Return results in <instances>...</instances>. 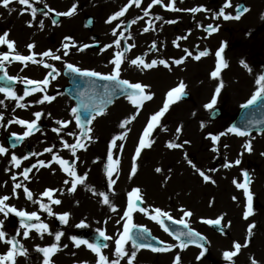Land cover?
Returning <instances> with one entry per match:
<instances>
[{"label":"rangeland","instance_id":"374dc122","mask_svg":"<svg viewBox=\"0 0 264 264\" xmlns=\"http://www.w3.org/2000/svg\"><path fill=\"white\" fill-rule=\"evenodd\" d=\"M241 1L246 2L247 4L246 8L250 9V11L244 13L241 19L238 21L236 20L224 21L222 18L220 20H216L213 18L214 14H216L219 11V9L224 5L225 0H183V3H180L179 0H177L176 6L181 9H190L193 7H203L208 9L207 12H199V13H191L188 11L171 12V11H165L159 5L154 6L151 10L150 16L146 17L145 20L151 19L153 16H162L165 19H176L179 21L178 23L169 25V24H164L163 21L153 20V25L156 28L155 42L157 44V49H158L156 51H152L150 48H148L146 51L145 49L143 50L140 46V41H139L140 32L142 31L143 27L146 26L145 21H139L136 25H132L129 28L128 32L125 33V36L130 34L133 37V39L128 40L127 43L135 44L136 46L126 54L127 59H125L121 65L120 78L124 80H128L131 83H141L142 85L150 86L149 89H146V93L150 92L154 94V98L151 101H142L143 107L140 110V115H139L142 116V122H138L140 124L136 132H133L132 130L129 132L131 134L128 135L126 140L130 144H128L126 140L123 142L124 150L122 153L119 154V156L117 155V151L113 149V160L119 159L120 163L117 167V170L113 172L112 178L116 180V183L111 187L109 186L107 181L108 170H106L105 168V165L108 163L106 160V152L111 139L110 140L106 139L107 141L106 140L104 141V149L100 154V161H99L100 163L98 162V165L97 162L96 163L93 162L94 160L92 161L91 159V162L88 160L90 157V155H88L87 153L88 150L86 151V153H81L83 149H79L77 151V157H79L78 160L75 157H72L70 151L68 149L63 148L61 140H63L64 138V140H67V142L70 144L75 143L76 138L79 136L81 129L76 126L75 120L74 118H72L71 114L70 115L65 114L66 111L61 110V107L64 105H61V107L60 106L57 107V105L54 104V102L50 104L45 102L42 105L36 103L38 99L42 98L43 93L37 92L35 94L28 96L24 101H21L22 103L28 105V107L26 108L16 107V103H17L16 101H12L7 97H5L3 93H0V99H3L5 101L3 105H0V114L4 116L3 123L5 124V127L0 128V145L7 147L9 149V154L15 153L21 159L24 155H28L26 151H29L30 152L29 155H31L33 152L40 153L43 152V150L46 147H51L53 145H56L53 151L58 152L62 158L68 159L70 164H74L78 175H83L85 172H87V179L85 181V184L87 186L94 188L97 193H104L105 195H107L109 197V201L112 199L114 195L118 194L121 212L126 210L127 203L125 205L126 202L125 199L126 197H128V192L130 190L132 191L133 188L137 187L138 185H136V183H138L139 185H143L142 187L140 186L141 188L140 195L143 200L142 207H146V206H151L153 208L159 207L163 211L169 212L171 215L177 216L178 218H182L183 214L179 211V209L186 207L187 204L186 196L188 191H190V188L188 187L186 189L185 187L181 186L180 182L182 181V179L179 178L185 175H187L188 178H192L197 175L194 174L191 168H189V170L187 171V167H191V166L187 163V161L184 158L185 152L187 153L188 159H191L193 162H195L197 167H199L201 170L204 168L207 174L210 175L215 180L216 184L219 185V187L224 188L226 193L227 185H229V182L227 181L226 177L224 179V177L221 175L222 169H219L220 174H218L216 170L208 172L210 167H212V165H210L208 168V165L213 162V158L215 157L214 153L216 152L211 153L209 157L201 156L203 153L202 151H209V150L212 151L211 149L214 146L211 140L209 141L206 138V135L218 134L220 132L227 131V128H229V123H230L229 119H231L233 113H235V111L238 109L240 105L247 103L251 99L252 95H254L255 92L259 90L260 85L257 84V80L259 76L262 74L264 68V64H263L264 63V1L231 0L232 7L226 9V12L235 15L236 8L242 5ZM126 2L127 0H40L39 3H36L35 0H33V4L42 5L43 7H45L47 16H45L43 13L42 14L38 13L37 10L36 22L34 23L33 27H31L30 29L27 28L26 23L31 19V16L24 14L25 17L24 19H22L19 13L21 10H24V6L13 3L9 7L16 8L17 11L11 13L9 12L8 9H4L3 7H0V35H2L4 32H8L9 36L12 37L11 30L13 29L11 28L8 22L3 21L2 19V16L12 15L14 19L15 18L18 19V24L21 27H25L27 28V30H29V33L33 34L32 31L34 30H36L37 32V36H35V38H33V36H30L31 38L28 37L24 39V41L21 43L22 46L24 47L15 44V48L18 49L19 52H23V53L30 52L27 48V45L30 43H35L36 47L32 49L31 52H35L37 54L36 58L40 57L41 59L42 57L39 55L40 53H43L44 51L47 50H52L53 52H56L58 48H61L62 43L65 42L64 41L65 37H72L73 40L78 45L90 44L93 45V47H90L81 53L82 59L76 57L73 52L69 53L68 56H63V52H59L57 54L62 56L61 61H54V60L51 61L48 58H43L44 61L46 63L53 64L60 73H62V70L66 64L74 63L83 69L94 70L103 74H108L111 72L113 67L109 63V61L111 58H113V54L117 49L113 47L108 49L107 51H102V47L107 44L113 43V41L118 37H113L111 35L112 28L114 25H116L115 21L113 22V25H109L105 23V20L109 16H111L114 12L119 11L120 8H122L126 4ZM74 3H76L78 7H77V12L72 17L59 16L60 21H58L55 25L51 23V21L54 20L55 13L67 11ZM149 3H151V0H143L140 9H136L135 6L129 9L131 12H134V15L127 18L126 21L124 22L130 23L131 19L136 18L139 15H142L143 9L147 7ZM164 3L167 4L168 0H164ZM49 9H52L53 11H49ZM24 11L30 14V9ZM174 13H176L177 15L176 17L174 16ZM88 15L92 16L95 19V25L92 29H88L85 27V17ZM41 19L44 20V24H45V27L42 30L43 34L41 33V30L38 27V22ZM162 24L165 25V28L161 32L160 27ZM209 24L213 26L218 25L219 31L212 34L203 31V28L201 26L207 27ZM8 25L11 30L8 29ZM47 28L50 31V34L49 32H47ZM189 32L191 33V35L188 36L186 40H179L180 47H176L173 44V41L178 40L179 37H182ZM48 35H51L50 39L47 38L45 39L47 41L44 42L40 41V38L42 37L44 38L45 36L47 37ZM10 41H14L16 43L15 40H10ZM222 42L227 43V47L223 55L229 66L226 69H223L221 72V77L223 79L225 87L221 90V94L217 98L216 106L224 105L226 112L223 118L211 122L209 119V114L211 110L206 109L204 105H206L211 101L214 95V89L217 86V81L212 80L210 78V73L211 71L214 70L215 65L217 63L214 53L221 46ZM259 42L263 44L262 48L259 47L260 46ZM196 45L199 46V50H208L212 54L202 58L198 62L193 60L191 57H189L185 61V63L180 65L179 67L172 65L171 71L164 68L163 66H158L151 70H144L142 68H139L137 66H132L129 64V61L131 59H134L138 56H144L146 62H150L153 59L156 60L164 59L171 64L173 59H179L185 55V53L182 51L183 48H188L189 50L193 51L195 54L197 49L194 46ZM123 46H124V41L122 40L121 47ZM241 61L247 63L251 71H249L248 68L243 67ZM14 65L16 66L15 69L16 68L18 69V67L24 68L23 64H18V63L17 64L11 63V67H9L8 65V68H6V70L8 72H12L14 76H21L27 78L38 77L39 79L43 80L47 72L49 71L48 69L43 68L42 65L37 64V68L35 72L34 71L26 72V69L28 68L30 69L32 65L28 66L27 68H24L23 70L24 72H20V73L37 72L36 76L24 75V74L17 75L16 73L19 71L13 68ZM59 65H62L63 68L60 69ZM197 67L200 68V70H198V73H195L194 75L189 77L190 73L197 71L196 70ZM162 73H166V75L162 77L163 83H160V81L158 82L157 80V76L161 78ZM180 82H183L186 85L185 91H188L191 94V97L185 102H183L180 99L178 102L172 104L174 106L173 107L171 106L172 107L171 110H169V112L166 113V115L161 119L160 123L162 125H165V123H167L168 120H171L174 117L176 118L177 115H180L178 113L180 106L182 105H187L190 107L192 104H195L193 108H196L197 106L201 107L202 112L201 113L198 112V118H196L197 122L194 125L196 132H194L195 138L193 140L191 148L189 150H186L185 147L186 146L188 147L187 144L184 146L183 150L180 149V151L183 152L181 155V158L184 160V162L182 163L183 170L178 171L174 179L171 180L169 184L165 183V181L158 182L157 184H159V187H155L157 191L151 192L150 190H148V188L152 184L149 183L148 178L147 179L136 178L135 180L133 179L134 181L132 179H129L128 175L130 174L129 171L131 170V166H132L134 150L138 145V140L141 137L142 131L145 128L147 121L150 119V116L158 111L157 110L158 107L163 106V103L165 102L166 99V93L170 89L177 87L180 84ZM13 91H15L18 95L23 94V89L19 86ZM47 94L48 95L56 94L55 96L57 97V99H60L61 101L67 98L65 95L63 96L62 94H58L56 92L47 93ZM64 108H68L71 113V109L73 107L72 105L71 107H68L66 105L64 106ZM151 109L153 110L149 111ZM135 111L136 109L134 108V106L131 104V102L127 97H123L117 100L110 108L106 110L105 115L98 116L94 121H92L91 125L89 126L93 129V132L91 133L92 137H94L96 130L98 131V130L107 129L106 124L108 119L113 120L111 122L112 127L108 129V135H110L111 133V136L113 138L115 135L120 134L121 132L119 130L116 129L114 131L115 128H113V126L116 123L121 122L123 119L134 114ZM35 112L42 113L40 120L36 121L41 131L34 132L33 135L26 137L23 146L24 148L17 149L18 151H20L19 153L14 150H11L6 144L5 137L12 133L23 134L25 131H27V129L17 124H11L10 126H8V121L19 118L29 122H33L35 121V116H34ZM116 113L117 116L115 119H113V115ZM189 113H191V111H189V109L186 110V112L184 113L185 114L184 117H186ZM56 120H63V121L72 120V123L68 125V128L63 130L68 129L69 131L74 132L76 135L66 137L64 135H68L67 133L69 131L63 134V130H62L60 132V135L58 136L55 132L52 131L53 128L59 127L55 123ZM202 123L204 124L203 128H201ZM157 131H158V127L149 137V140L155 141L153 145H156L158 143V140H163L165 142L175 140L176 131L171 133H166L160 139H158ZM233 135L234 134H229L225 136V140L227 142L225 141L220 142L221 141L220 140L218 143V145H221V143L222 144L234 143L236 152L231 153V155L229 154L227 155V152L224 150V156H225L224 161L227 163L234 164L235 160L237 159L241 160L242 157H246V158L249 157L248 154L245 153L246 151L243 148V144L246 143L250 138L253 145L258 144V148L264 147V131L255 133L254 137L237 138ZM190 139L191 137L188 139V135L184 138H182L180 135L179 140H176L175 142L183 143V141L185 140L190 141ZM92 142L93 141H89L87 144H91ZM119 143L121 142L118 141V144ZM207 144H208V148L205 147L207 146ZM148 152L149 149L142 150L141 156L136 160L137 171L140 166L141 168H143V166L146 163H148V161H145L144 159V155ZM241 152L244 153L243 156L240 155ZM82 155H87L89 157L82 158ZM3 157L7 161L6 168H10V170L5 171L4 172L5 174H3V172L0 171V196L11 195L13 190V181L11 179L12 175L14 174L17 175L18 179L16 182L22 181L23 179L21 178L23 177L20 176L19 173L22 171L24 167L30 166L31 164L35 163L37 159L48 162L51 159V154L45 153L44 155L39 157L33 156V158L31 157V159L26 161L22 160L21 168L19 169L15 167H11L10 155ZM244 166H247V160H241V164L239 166H233V167H236L237 170L240 171L244 168ZM263 168H264V163H259L256 168L253 167L252 169H250L248 167V171L252 173L251 177L255 180L253 184V187L255 186V190H258L257 187L264 188ZM53 170H54V174H53ZM124 170H126L129 174H125ZM62 172L63 171L60 169V167L57 164H53L52 169L49 172V174L53 175L50 177L52 179L51 181L45 182L42 186L35 184L30 188H29V182L26 183L28 180L23 181V183H25L26 185L25 184L24 185L27 186L32 191L34 195V199H42L43 203H50L49 201L47 202L46 197L41 198V194L45 191L44 190L45 188L52 187V189H60V191L54 193V197H53L54 199L58 197L61 198L62 197L60 195L61 192H63V194H66L68 192V188H66L67 185L63 184L64 179L60 175V173L62 174ZM151 173L155 174L153 170L151 171ZM117 175H118V179H117ZM177 181H179V186L176 184ZM230 181L232 183L231 187L236 188L235 185L233 184L234 179L232 178ZM5 182H7L6 186H4ZM69 185H70L69 187H71L70 182ZM144 188L146 190H144ZM159 189L164 193L162 194L163 197L157 198L159 194L158 192ZM77 190L75 193L69 194L71 195L69 199L70 204H64L65 201H67L65 200L62 201V203L58 206L51 205L53 212L56 214H63V213L70 214L68 223L66 225L61 223L56 215L48 216L47 213H44L40 210L38 204H32L30 201H27L22 189L17 190L19 193V199L12 198L6 203L9 205H14L18 210H24L29 213L34 211L38 212L41 216V220L44 223L48 224L50 231H52L53 233L62 231L64 233V236L61 238L60 246L64 245L63 241H65V239L66 242H72V240L70 239L71 237H76L77 239L87 240L89 243H93L92 240L88 239V236L90 235L89 231L98 232V230H103L105 231L106 235L113 237L116 236V233L118 231H122L121 225H117L115 222L119 218L120 214L119 215L110 214L109 207L103 204V196L93 195L91 191L85 190V185H78ZM78 192L79 195L76 196V193ZM211 195L215 196L217 200H219L218 195L216 194L215 191H213ZM172 196H174V200H175V202L173 203L169 202V199L172 198ZM203 197L204 195L203 196H200L199 194L195 195V199H200ZM82 198L83 200H80ZM240 199H242V196ZM261 202L264 206V198L261 199ZM175 207H178L179 209H176ZM258 209H260V207ZM239 210L241 212V208H239ZM216 213H218V211L212 213L211 215H215ZM137 214L140 217L141 216L146 217L142 213L138 212ZM9 216L11 218L8 217L7 220L5 221L4 229L9 235H15L17 230L19 229V219L15 218L13 214H10ZM203 218L205 217L203 216ZM0 219H4L2 214H0ZM256 219L257 216L254 217V221H256ZM105 221H107V223H105ZM34 222L39 223V221L37 222L34 221ZM122 223L123 221L121 222V224ZM142 223L134 222V224H138V225ZM145 223L143 224L145 225ZM81 227H85V228H81ZM262 228H263V232L261 234L262 236L259 238L260 245H258V248L261 250V255L256 254L257 255V257L255 256L256 258H261V256L262 258H264V249H263L264 224H262ZM20 233H21L20 236L16 238L21 242L23 247L26 249L28 257L30 256L31 259L34 258L35 260H37L38 257H41L42 260L38 264H43L44 256L42 253L37 251V247L43 248L53 244L55 242L54 235L49 236L47 233H44L43 238H41L40 235L36 233L35 230H33L30 233L29 238L24 239L23 229H20ZM158 236L161 238H165L163 237L164 235H158ZM168 241L173 244L178 243L177 241L173 242L170 239H168ZM230 241H232V239ZM235 242H237V239H235ZM107 244L109 245V247L106 249H102V253L104 255L109 254L111 251L114 250L113 249L114 241H108ZM2 246L5 247L4 251H7L9 248V246L4 243L2 244ZM61 248H62L61 251H59L58 253L52 256L51 261L53 262V264L59 262L60 257L63 258L61 264L84 263L86 262V260L83 257L84 256L83 254L86 255L85 252L92 253L90 250L87 249L86 245H81L80 248H78V252L77 250L74 252L72 250L74 248L72 247H67L66 249L63 247ZM31 251H33V254L30 253ZM142 251L144 253L147 252L146 249H141L139 252ZM70 254L71 255L77 254V258H72V260H70ZM158 256L159 254H157V258L155 259V261L153 260L152 264H161L158 259ZM180 256L182 261L185 260V250H183ZM137 257H139V259H141L142 261L149 262V259L148 260L144 259L143 255ZM111 258H114V256H111ZM167 258H171V256H167ZM96 260L97 257L92 262L96 264ZM173 260L171 261L173 262ZM167 261H169V259H167ZM21 262L26 263V261L21 260V256H17L16 264H21ZM183 263L184 262H182V264ZM134 264H137L136 260L134 261Z\"/></svg>","mask_w":264,"mask_h":264},{"label":"snow or ice","instance_id":"6c2138e0","mask_svg":"<svg viewBox=\"0 0 264 264\" xmlns=\"http://www.w3.org/2000/svg\"><path fill=\"white\" fill-rule=\"evenodd\" d=\"M36 3H39L40 0H35ZM143 0H127L126 4L120 8L119 11L114 12L111 16H109L105 23L109 25H113L114 21H119L118 24L114 25L111 31V35L116 38L113 43L107 44L102 47V51H107L110 48L115 47L117 49L114 54L113 58L110 59L109 63L113 66L112 70L108 74H102L100 72L94 71V70H82L81 68L74 66L73 64H66V68L68 70L69 74H73L75 76L79 77H86V78H96L100 81H108L111 82V89L107 85L104 86V93L105 95L102 96L100 99L102 102H84L81 101L80 107H73L71 109V116L74 118L76 126L81 129L79 136L76 138L75 143H68L67 140H61V143L63 145L64 149H68L71 153L72 157H75L77 160L79 157H77V151L79 149H83L84 151H87V143L89 141H93V137L91 133L93 132V129L91 127H84V124H91L92 121H94L98 116H103L106 114V108L108 103H113L115 98H118L120 95L126 96L131 104L134 106L136 111L131 116L123 119L119 123V128L123 131L115 135L110 140V144L108 146L107 152H106V160L107 164L105 165L106 170H108L107 175V181L109 186L111 187L116 183V180L112 178L113 172L117 170V167L120 163L119 159L113 160V149L117 151V155L119 156L120 153L124 150V144L123 142L127 139L129 132L131 131V128L129 125L132 124L133 121L137 119V117L140 115V110L143 107L142 101H151L154 98V94L147 92L146 89H149L150 86L148 85H142L141 83H131L128 80L121 79V65L124 62L125 59H127L126 54L130 52L132 48H134L135 44H128L127 41L133 39V37L129 34L125 36V33L128 32L129 28L132 25H136L139 21H145L146 26L143 27L142 31L140 32L141 35L144 33H148L149 31L155 32L156 28L153 25V20L157 21H163L164 24H175L179 21L176 19H165L162 16H153L151 19L145 20L146 17H149L151 14V10L154 6L159 5L161 8H163L165 11H171V12H182V11H188L191 13H199V12H207L208 9L203 7H193L190 9H181L176 6L177 0H168V3L165 4L164 0H151V3L147 5L143 9V14L137 16L136 18L131 19L130 23H125L121 20L122 17H125L126 13L129 11V9L133 8L135 6L136 9L141 8ZM180 3H183V0H179ZM13 3H17L19 5L24 6V10L30 9V16L31 19L27 22V27L31 28L33 27L34 23L36 22L37 17V8L33 7V0H0V7H3L4 9H8L9 12L17 11L16 8H10L9 6ZM78 5L74 3L67 11L64 12H57L56 15L58 16H65V17H72L77 12ZM231 0H225L224 5L219 9V11L214 14L213 18L216 20H220L221 18L224 21L229 20H240L242 15L250 9L244 7L243 5L236 8V14L232 15L226 12V9L231 8ZM24 10L20 11V15H24ZM49 11H53L52 9H49ZM47 16V13L44 14ZM51 23L55 25L57 23L56 20H52ZM38 27L42 31L45 27L44 20L41 19L38 22ZM203 31L212 34L219 31V26H213L209 24L207 27H203ZM122 29V30H121ZM191 33H187L186 35L179 37L178 40L173 41V44L176 47H180L179 40H186L188 36H190ZM9 33L4 32L2 35H0V47L6 46L8 51L6 53H0V73H3V76L0 77V82H3L5 85H7L8 82L14 81L19 84L25 85L23 89V94L18 95L15 91H13L10 87H0V93H3L5 97L12 101H16V107L18 108H26L28 107L27 104L22 103L21 101H24L28 96L35 94L37 92L43 93L42 98L38 99L36 103L38 104H44L52 103L57 99L55 95H48L47 94V87L50 85L51 80L56 79L61 73L56 69V67L51 63H46L43 58H48L50 60L54 61H61L62 56L57 54L61 51V48L63 50V56L69 55V49L74 48L79 52H84L86 49L93 47V45L90 44H83L78 45L72 37H65L64 43H62L61 48H58L56 52H53L52 50L44 51L43 53H40L39 55L42 57L40 60H37V54L35 52H31L32 49L36 47L35 43H30L27 45L28 50L31 52L30 55H21L18 52H16L15 48V42L10 41L8 39ZM124 41V46L121 47V41ZM71 42V43H69ZM197 51L194 54L193 51L189 50L188 48H183L182 51L185 53L184 56H182L179 59H173L171 64L164 59L156 60L153 59L150 62H146L144 56H138L134 59H131L129 61V64L132 66H137L139 68H142L144 70H151L153 68H156L158 66H163L164 68L168 69L169 71L172 70V65H175L179 67L180 65L184 64L185 61L191 57L195 61H200L202 58L207 57L208 55H211L212 53L208 50H199V46H194ZM227 47L226 42H222L221 46L218 48V50L214 53L216 58V65L213 71L210 73V78L212 80L217 81V86L214 89V95L209 103L204 105V107L208 110H212L216 104H217V98L221 94V90L225 87L223 79L221 77V72L223 69H226L229 65L224 57V52ZM150 49L152 51H156L157 44L155 41H153L150 45ZM18 61L21 64H23L24 68H27L29 66V62L32 64H40L43 68L48 69L45 78L41 81H37L34 79H29L27 77H21V76H9L6 71V64L12 63ZM241 64L243 67L248 68L249 71L251 69L245 63L244 61H241ZM24 68H21V71L24 70ZM51 78V79H50ZM257 84L260 85L259 90L255 92L254 95H252L251 99L247 102V104L242 105V107L247 108L250 105L255 104L258 100H260L262 97H264V75H260ZM34 86V87H33ZM186 85L183 82H180V84L170 89L166 93V99L163 103V106L160 110H158L155 114H152L150 116V119L147 121L145 128L142 131V135L138 140V145L134 150V157L132 160V166L129 174V179L134 177L137 174V164L136 160L141 156V152L144 149H150L155 142L154 140H149V137L151 134L155 131L157 127H160V121L161 119L166 115V113L169 112L170 107L172 104L178 102L180 99L183 98L185 93ZM137 97L141 99H137ZM5 101L3 99H0V105H3ZM50 115V114H49ZM195 115V113H193ZM35 121L29 122L24 119H12L8 121V126L11 124H17L22 126L23 128H26L27 131L23 133V135H17L16 133L11 134V138L13 140L12 147H15L16 142L23 141L26 137H29L34 134V132H39L41 129L39 128L36 121H39L42 113L41 112H35ZM4 122V116L0 114V128L5 127ZM55 123L59 126L57 128H53L52 131L55 132L58 136L60 135V132L63 129L68 128V125L72 123V120L63 121V120H56ZM182 125L177 127L176 129V137L175 140L169 141L166 145L168 149H183L185 145L190 144V141L185 140L183 143H177L176 140H179L180 134L182 133ZM204 127V124H201V128ZM164 131H167V128H163ZM69 136H75L76 134L74 132H68ZM229 134H234L238 137H249L251 133L246 130H241L240 127H237L233 125L232 127H229L226 132H221L218 135H212L209 134L208 139L211 140L212 144L214 145L212 147V151L216 152L218 149L215 145L219 143L221 140V137L227 136ZM118 141L121 142L118 144ZM56 145H53L51 147H46L43 152L36 153L33 152L31 156L39 157L44 155L45 153L51 154V159L48 162H45L44 160L37 159V161L33 164H31L30 167H24L22 171L19 173L20 176L23 177L24 181L29 180V174L33 171V169H36L39 171L40 169H52L53 164H57L60 169L67 174L68 177L72 178L71 181V187L68 189L69 193H75L77 190L78 185H85V190L91 191L93 195H101L103 196V204L107 205L112 213H117L118 209L115 205L111 204L109 201V197L105 195L104 193H97L94 188L89 187L85 184V181L87 179V172H85L83 175H78L76 171V167L74 164H70L68 159L62 158L58 152H54V148ZM225 148L228 147V145H224ZM243 148L247 153H251L253 151V144L251 140H248L246 143L243 144ZM243 152L240 153L241 156H243ZM9 155V149L3 145H0V156H7ZM261 155H264V153H261ZM184 158L187 161V163L191 166V168L194 171V174H197L199 177L202 178V182L212 183L215 184V180L211 178L210 175L207 174L206 171L201 170L191 159H188L187 153H184ZM30 156L24 155L22 159L18 157L15 153H12L10 155V162L11 167H15L17 169L21 168L22 160L26 161L29 160ZM98 162L94 161V163ZM241 164V160L237 159L235 160L234 164L228 163L225 164L226 168H230L233 166H239ZM10 168H6L5 171H9ZM213 171V169H209L208 172ZM155 172L161 173L162 169L157 167L155 169ZM54 174V170H53ZM243 176V182H239L237 180L233 181V184L237 189H241L243 191V195L245 197V211L243 212V219L247 221L250 216L254 215V208H253V200H254V194L251 191L250 185L253 182L249 176V173L244 171L242 172ZM171 177H166L165 183H167V180ZM13 181V190L11 195H3L0 196V214L3 215L4 219H0V243H4L9 246L8 250L4 254H0V264H16V258L17 256H27V251L21 244V242L16 238L20 236V229H23V238L28 239L30 233L35 230L36 233L40 235L41 238H43L44 233H47L49 236L54 235V243L47 246V247H37V251L42 253L44 256L43 264H52L51 262V256L55 255L59 251L62 250L60 246L61 238L64 236V233L62 231L53 233L49 230L48 224L44 223L41 220V216L38 212H27L24 210H18L14 205H9L6 202L9 201L12 198L19 199V193L17 190L23 191L25 194L26 200L30 201L32 204H38L39 208L42 212L47 213L48 216L56 215L59 221L63 224H67L69 220V213H63V214H56L53 212V209L51 205H60L62 201L58 198H53L54 193L57 191H60V189H47L41 194V198L46 197L50 203H43L42 199H34V195L32 191L24 185L23 181L16 182L18 177L17 175H12L11 177ZM118 179V175H117ZM7 182H5L6 186ZM64 185L69 184V180L65 179L63 181ZM141 189L140 188H134L131 192L128 193V200H127V207L126 211H124L122 214H120L119 218L115 221L117 225H121L122 231H118L116 233V236H109L106 235L105 231L98 230L99 236L102 238L103 241H114V253L113 259H109L107 255H104L102 253V249H106L109 247L106 243H89L87 240H81L77 239L76 237H71L74 246L76 248H80L81 245H86L87 249L90 250L96 257V264H121V261L126 260V264H133V262L137 258V254L141 249H150L153 253H166L173 251L175 248L179 247L181 250H184L188 247L189 244H195L198 248H201L202 251L197 256V260H200L203 258L206 249H204L203 244L200 243V241L205 240V237H202L201 234L195 230H193L189 224L185 221L183 217L191 218L193 216V212L190 210H187L185 208H180L179 211L183 214V217L180 220H176L172 217V215L169 212L163 211L159 207H141L140 204L137 202L143 203L142 197L140 195ZM61 195H63V192H61ZM233 201H236V197H232ZM210 206H212V203H210ZM142 213L145 215L148 219L155 221L160 228L167 233L170 237L173 238V240L177 241V244L172 243H165L164 241H156V243H153L152 241L156 240L155 237H151V232L147 227H142L140 225L133 223V213ZM10 214H14L16 217L19 218V229L17 230L15 235H9L5 229H4V223L9 217ZM224 220V216L221 215L216 219H202V223L206 225H214V226H221V221ZM30 221H39V223H29ZM121 221L123 223L121 224ZM167 221H171L172 224H180L185 229L184 231H175L174 229L170 228V226L166 223ZM107 223V221H105ZM83 226V225H80ZM230 226V224H229ZM256 228L255 223H250L247 227V236L245 239V242L243 245L240 242H234L232 251H225L223 253V259L225 261L231 262V264H235L233 258L236 257L242 247L247 248L249 246V243L251 241V238L253 236V230ZM136 231H133V230ZM151 237V239H150ZM130 243L131 250L126 249V245ZM159 245V246H157ZM68 245L64 244L63 248H67ZM84 264H87V262H84ZM173 264H182L181 262V256L177 253L174 257ZM250 264H259V262L254 258L250 257Z\"/></svg>","mask_w":264,"mask_h":264},{"label":"bare ground","instance_id":"6f19581e","mask_svg":"<svg viewBox=\"0 0 264 264\" xmlns=\"http://www.w3.org/2000/svg\"><path fill=\"white\" fill-rule=\"evenodd\" d=\"M264 1V0H262ZM14 4H17V3H14ZM134 15V12H131L130 10L126 13L125 17H122L121 20L122 21H126L127 18H129L130 16H133ZM174 16L176 17V13H174ZM116 24L119 23V21H115ZM74 24V23H73ZM20 27V26H19ZM165 28V25L162 24L161 27H160V31L162 32ZM47 32H49L50 34V31L48 30L47 28ZM16 33H18L20 35V32L19 30H16ZM22 36L24 38H26V36L24 34H22ZM51 35H48L47 37L45 36L44 38L47 39L49 38ZM155 37H156V31L155 32H152V31H149L148 33H144L143 35L140 34V46L141 48L144 50L147 51L148 48H150V44L151 42L155 41ZM24 38H21L20 41L24 40ZM61 51L62 48H61ZM73 52L74 54L78 55V54H81V52L77 51L76 49L74 48H70L69 49V53ZM82 55V54H81ZM81 55L77 56V57H81ZM197 71H194L192 73H190L189 77H191L192 75H194L195 73H198V70H200L199 67L196 68ZM201 73V72H199ZM166 73H162V76L161 78L157 76V80L158 82L160 81V83H163V76H165ZM67 102V100L65 99V103ZM63 105V104H61ZM195 104H192L190 107L187 106V105H182L180 106V109H179V113L180 115H177L176 119L175 117L171 120H168L167 123H165V125L161 126L160 124V127H158L159 131L157 132L158 133V136L159 138H162L164 136V134L166 133H171V132H174L176 131L177 127L179 126H183L182 127V133L180 134L182 138L186 137L188 135V139L191 137L192 139H190V141L194 140L195 138V134L194 132H196L195 128H194V125L195 123L197 122V119L198 118V112L201 113L202 112V108L201 107H196V108H193ZM66 106V105H64ZM64 106H60L61 107V110H65L66 113L65 114H68L70 115V110L68 108H64ZM172 107L174 105H171ZM170 107V110L171 108ZM162 108L161 107H158L157 110H160ZM155 109V108H154ZM191 111V113H189L186 117H184V113L186 112V110ZM153 109L149 110V111H152ZM193 113H195V115H193ZM191 114V115H190ZM117 116V113L113 115V119H115ZM184 117V118H183ZM113 120L111 119H108L107 121V124H106V128L105 130H96L95 131V134H94V137H93V142L91 144H87V150H88V155H82V158L84 157H89V161L91 162V159L92 161H97L98 162L100 161V154L101 152L103 151L104 149V141L107 139V140H110L112 138L111 136V133L110 135H108V129L112 127V122ZM138 122H142V116H139L137 117L136 121H133L131 125H129V127L131 128V130L133 132H136V130L138 129V126L140 123ZM110 123V124H109ZM119 123H116L113 128L114 131L117 129L119 130L120 132H122L123 130L119 128ZM163 128H167V131H164ZM69 131L68 129L67 130H63V134H65V132ZM70 132V131H69ZM131 134V133H129ZM128 134V135H129ZM66 137H69V135H64ZM134 136V134H133ZM133 139V137H132ZM106 140V141H107ZM126 142L128 144H130L127 140ZM168 142H164V141H160L158 142L156 145H153L150 149H149V152L146 153L144 155V159L145 161H148V163L146 165L143 166V168H141L140 171H137V174L134 176L135 178L138 177V178H141V179H149L153 185L155 187H157V182H158V179H159V176L161 178H163L164 180H166V177H171L170 179L167 180V183L169 184V182L171 180L174 179V177L176 176L177 172L178 171H182V163L184 162V160L181 158V155H182V151H179V150H176V151H173L171 149H168L166 147ZM191 147L190 146H186L185 149L186 150H189ZM81 153H86V151H83ZM4 158L0 159V171L3 172V174H5V169H6V164L4 162ZM183 160V161H182ZM93 161V162H94ZM98 162H97V165H98ZM100 163V162H99ZM159 167L162 169V172L161 173H157L155 172V169ZM153 170V172H155V174L159 175H152L151 171ZM50 171L46 170V171H42V172H39V177L36 178L34 181H33V176L31 175V178L29 177V183H31L29 185V188L32 186V185H35L37 183H41L43 182V178L48 176V178H50L51 176H53L52 174H49ZM130 172V171H129ZM33 181V182H32ZM28 183V182H26ZM25 184V183H24ZM176 184L179 186V181L176 182ZM26 185V184H25ZM170 186V185H168ZM153 187L152 185L148 188V190H150L151 192H156L157 189ZM167 187V186H166ZM159 194L157 196V198H160V197H163L162 194L164 192H162L160 189L158 190ZM167 197V196H166ZM111 204L115 205L118 209V212L117 213H112L111 210L109 211L110 214L112 215H119V214H122L123 212L120 211V201H119V198H118V195H115L113 197V201L111 202ZM224 206L223 208L227 207L229 208L230 210V213H231V216H232V219H233V229L235 230V232L239 229H241L240 225H245V226H248L250 224L249 221H243L241 217H238L237 214L235 213L234 209H235V203H223ZM121 212V213H120ZM239 237L237 240L243 245L246 237ZM53 238V237H52ZM243 239V241L241 240ZM241 240V241H240ZM63 241V240H62ZM253 241H250L249 243V246L247 248H243L241 249L239 255L240 256H247L246 254V251L250 248L251 244H252ZM64 244H67L68 247H72L74 249H72L74 252L77 250L78 252V248H76L73 244V242H66V239L65 241H63ZM255 243V241H254ZM3 243H0V254H4L6 251H4L5 247L2 246ZM63 247V246H61ZM115 247V245H114ZM127 250H131V246H128L126 245L125 246ZM254 251H257V253H259V248L256 250L254 249ZM37 252V251H36ZM114 253V250L112 251ZM112 252H111V255H110V260L113 259L111 258L112 256ZM31 254H33V251L30 252ZM84 258L88 261V263H91L92 262V255H90L89 253H86L83 254ZM146 256V257H149L151 259H154L156 256H152L148 253L144 254L142 252H139V254L137 256ZM164 257V256H161V258ZM72 258H77V254H73L71 255L70 254V260H72ZM189 257L185 256V260H183L182 262H184L183 264H195V262L193 261L191 263V261L188 259ZM21 260L22 261H26L25 262H21V264H38L39 262H41L42 258L41 257H38L37 260H35L34 258H30V256L28 257V255L25 257V256H21ZM126 260H127V257L125 258V260L121 261V264H126ZM63 261V258L60 257L59 259V262H56V264H61V262ZM136 261H137V264H143V261L141 259H139V257L136 258ZM134 264V262H133ZM173 264V262H172ZM197 264H201V262H198Z\"/></svg>","mask_w":264,"mask_h":264},{"label":"water","instance_id":"95a60500","mask_svg":"<svg viewBox=\"0 0 264 264\" xmlns=\"http://www.w3.org/2000/svg\"><path fill=\"white\" fill-rule=\"evenodd\" d=\"M110 85H111V84H110ZM111 87H112V85H111ZM82 89H83V88H82ZM82 89H81V90H82ZM103 89H104V88H102V89L99 90V92H98V97H97L96 100L91 101V99H89V98H86V99H85V98H82V101H84V102H102L100 98H101L102 96L105 95ZM79 93H80V95H81L80 97H84V95H83L82 92H78V94H79ZM85 124H86V123H85ZM101 243H102V242H101Z\"/></svg>","mask_w":264,"mask_h":264}]
</instances>
